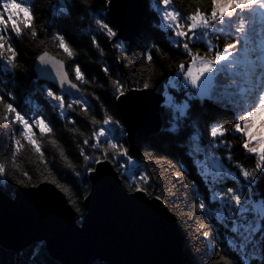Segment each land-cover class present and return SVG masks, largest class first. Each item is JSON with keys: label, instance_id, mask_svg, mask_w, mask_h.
I'll use <instances>...</instances> for the list:
<instances>
[{"label": "snow or ice", "instance_id": "snow-or-ice-1", "mask_svg": "<svg viewBox=\"0 0 264 264\" xmlns=\"http://www.w3.org/2000/svg\"><path fill=\"white\" fill-rule=\"evenodd\" d=\"M84 4H88V0H82ZM108 7L107 9H94L100 13L101 18L95 19L96 28L95 34H90V39L94 48L101 55H104V49L101 47L98 36H103L112 48L122 55L117 57L120 63H124L127 59L123 54L127 52L128 45L123 37L121 24L115 18V15L108 16L107 12L112 11L114 14L118 11L119 0H101ZM165 7L169 5V0H162ZM3 12H0V26L7 28L8 23H11L12 32L19 35L22 31L20 23L31 29L32 16L29 7L22 6L16 0H5L0 4ZM61 11L67 13V8ZM23 14V20L18 22L16 16ZM5 15L7 19H5ZM258 18V19H257ZM181 20H186V24H180ZM163 25L165 29L172 32L176 39L171 40L172 47L179 50L184 57L173 70L171 79H169V87L180 91L186 90L187 96L177 102L174 95L164 92V103L160 106L162 111L161 118H167L171 127L164 133L162 139L170 138L171 134L179 136L182 132L191 129L188 133V139L192 142L191 150L187 153L193 157L195 166L200 169L199 174L207 182L211 177V183L208 185L212 189V200L230 202L235 209L240 210V215L244 220H248L246 213H253V218L259 216L260 220H264V208L256 205L253 200L252 188L259 180H264V121L256 123L255 117L264 109V0H211L210 13L197 12L191 16L185 17L179 10L171 12L165 10L163 12ZM209 33L218 34L220 37H229V40L224 43L222 48H217L213 45L212 40L206 39ZM32 35L35 37L37 33L32 30ZM53 39L57 41L58 49L66 54L67 58L72 60L71 63L65 64L64 60H56L49 56L47 51L38 53L37 60L40 66L41 76L45 79H51L57 83L62 94L57 95L51 87L43 89V95L50 102H55V107L59 110L60 116H67L65 111V95L72 97L81 92V88L77 83H73L69 79L71 72L74 79L79 84L87 85L89 80L85 76V71H82L81 66L74 61V50L66 43L62 33L57 32ZM137 43L142 42V34L136 37ZM10 38L5 34H0V55L3 54L5 48L11 53L7 57V62L13 68L16 67L15 60L17 53L11 47ZM41 44L44 41L40 42ZM203 45L204 52L194 51L196 46ZM156 47L153 44H148L147 50L144 51V60L150 61L152 49ZM209 53L211 56L209 57ZM166 58V57H165ZM103 73L109 78V104L119 102L122 106H133L138 100L132 93H143L153 87L150 78L141 80L126 79L121 76L113 77L112 72L106 65L102 66ZM103 88L104 85H99ZM247 92L250 98V103L245 107L238 102V97ZM15 101L14 92H5L0 89V107L3 110L2 119L17 126L20 135L29 144L33 145L36 152H40L39 146L33 139L32 126L35 124L40 133L51 132L52 129L46 123L44 116L37 114L30 116L23 109H18L15 103L4 102V96ZM97 101L99 96H95ZM190 101H197L203 108L205 105L208 108L202 115L208 114V109L215 106L221 111L234 113L232 116L231 129L224 126L219 115L213 116L208 120L206 125L209 136V143L205 146L201 143L202 132L199 127L202 116L192 114V105ZM73 104L80 105L86 112L90 106V102L80 95L76 99L70 100L67 108L71 109ZM103 106V102H102ZM169 110V111H164ZM243 115H238L239 112ZM32 120V124L29 121ZM70 123H75V119L69 117ZM99 121L93 118V124ZM103 125L108 128L101 127L99 131L93 133L94 143L90 145L95 151H100L101 138L106 147L103 148L99 156L84 155V149L81 148V155L87 162L82 172H76L75 175L81 179L78 181L80 185L84 183V177L90 173H95V176H90L89 179H100L103 176V169H97L95 165H102L105 162L113 163L116 166L117 172L122 174V177L129 183L125 187L129 192L145 193L159 200L162 203H167L172 206L174 214H179L180 219L187 225L191 226L194 215L203 217L197 222V232L204 238H209L210 230L208 226V213L204 199H201V194L197 192L193 198L196 202L191 206L188 205L187 189L195 187L192 180L188 178L185 170L171 171L168 169L176 166L163 157L157 159L158 154L154 151H149L152 146L151 142L144 145L143 155L139 157L140 161L147 160L153 171H149V165L136 163L131 167L127 165L132 162L133 157L130 155L129 147L125 146L130 142L131 128L126 127L121 119L114 118L108 114L107 109L104 110ZM14 127L8 130L9 142L13 149L20 146V141L16 139ZM107 132V134H106ZM229 136L241 139L239 151H244L246 159L254 160V167L249 170L244 164L235 161L233 148L230 143ZM84 145H89V140L83 141ZM217 150H223L225 156L221 159L215 155ZM203 155V161L197 158L198 155ZM121 158L124 159V164L120 163ZM212 161V167H207L208 161ZM154 161V163H153ZM157 164L166 165L156 169ZM235 170H238L239 175ZM28 174L25 173V176ZM0 176H6L5 168L0 165ZM239 176H242L243 181L238 188L227 187L226 190L217 191L216 188L225 184L226 181H239ZM51 183L56 185V188L66 195L69 189L64 187L59 181L52 180ZM247 188L249 196L244 197V189ZM161 190V195H155V191ZM173 197V199H169ZM87 199V196H85ZM75 205V200L71 201ZM242 203L252 205V207H241ZM183 208H188L187 212ZM199 210V211H196ZM79 212V208H76ZM215 219L221 223L224 222V212L217 210L212 213ZM236 211H231L230 219L235 218ZM244 227L245 232L251 229V235L245 237L251 242L252 236L261 230V224L257 221L256 227L252 228V221L247 224L237 223L232 227L231 231L239 233L240 228ZM215 243V239H212ZM228 244L233 249L236 248L235 240L229 239ZM246 248L245 244L240 245V250ZM219 248H217V252ZM243 259V257H242ZM219 261L222 264H231L230 258L221 255ZM25 264H49L47 252L43 243H36L31 252L28 253ZM244 264H248L245 260Z\"/></svg>", "mask_w": 264, "mask_h": 264}, {"label": "trees", "instance_id": "trees-1", "mask_svg": "<svg viewBox=\"0 0 264 264\" xmlns=\"http://www.w3.org/2000/svg\"><path fill=\"white\" fill-rule=\"evenodd\" d=\"M4 2L5 0H0V4ZM16 2L31 9L34 17L31 29L35 30L37 35L34 37L32 30L23 23H20L22 31L19 35L12 32L11 23H8L6 29L0 26V34H5L10 38L11 47L17 53L15 68L7 62V57L11 54L7 51V47L0 55V89L15 94V101L5 95L4 102L15 103L18 109H23L30 116H36L37 114L44 116L52 131L42 134L38 127L33 124V139L41 150L38 153L33 145L23 139L17 126L11 125L2 119L4 113L2 107H0V165L4 166L6 173V176H0V190L12 196L14 190L18 187L35 186L44 181H59L69 189L67 195L64 192L63 194L75 210L77 220L80 221L83 214V201L90 191L87 176L84 177L83 185H80L78 181L81 178L75 175L76 172L83 173L87 163L80 150L81 148L84 149V155L99 156L103 148L106 147L103 144V138H101L102 147L100 151H95L90 147L94 143L93 133L99 131L101 127L105 130L108 128L107 125H103L105 109H107L109 115L120 119L117 102L114 104L108 103L110 82L109 78L103 73L102 66H108L113 77L119 75L131 80L150 78L153 85L152 90L171 91L178 102L184 100L187 93L182 92L183 90L171 89L168 81L171 79L176 65L184 57L179 50L172 47L169 37L172 40L176 39L174 34L162 27L164 22L160 15L162 9L165 8L162 0H146L148 6L146 16L140 24L137 34L130 42H126L128 49L123 54L127 57L124 63H120L117 59L122 54L112 48L103 36H98L97 39L100 40L101 47L104 49V55H101L92 45L90 34H95V19L101 18L100 13L94 11V9H107V5L102 3L101 0H88V4H84L82 0H16ZM64 8L69 11L67 13L61 11ZM167 8L170 11L179 10L185 17L197 12L210 13L211 0H169ZM0 12H3L2 8H0ZM4 18L7 19L6 15ZM16 20L18 22L22 21L23 14H18ZM57 32L64 35L66 43L74 50V53H76L74 61L81 66L82 71H85V76L89 80L87 85L79 84L74 79L73 74L69 73L70 79L78 84L81 92L78 96L69 97L65 95V111L68 115L64 117L60 116L59 110L55 107V102H50L49 99L45 98L43 89L51 87L57 95H61V92L54 84L38 79L34 70L37 55L42 51H47L60 60H64L66 65L72 62L62 50L58 49V42L53 39ZM138 34H142L141 43H137L136 37ZM207 38L212 40L213 45L217 48H222L224 43L229 40V37H220L218 34L213 33H209ZM41 41H44V43L41 44ZM148 44L156 45L160 49L159 52L156 47L152 49L150 53L152 59L150 61L143 58ZM204 50L203 45L194 48V51H200L201 54ZM210 56L211 53H209ZM99 85H104V87L100 88ZM80 95H83L90 102L87 111L85 112L80 105L76 104H73L71 109L67 108L70 100L76 99ZM95 96H99L100 100L97 101ZM237 99L245 107L250 103L246 91ZM190 104L192 105V114L202 116L199 125L202 132V144L207 145L209 143L210 138L206 125L213 116L219 115L222 118L223 125L231 129L234 113L221 111L213 106L208 109L207 115H202L205 109L208 108L207 105L202 108L197 101H190ZM242 114V111L238 113V115ZM69 117L75 119L74 124L69 122ZM93 118L99 123L93 124ZM162 122L164 123L162 131L143 141L141 156L144 152V145L151 142L152 146L149 151L156 152L158 154L157 159L163 157L176 166L168 169L169 172L185 170L188 178L195 184V187H189L186 190L188 205L191 206L196 202L193 198L199 192L201 199H204L206 203L204 211L209 214L207 230H210V236L204 238L198 234L196 228L197 222L202 219L203 214L201 216L194 215L192 225L189 226L180 219L178 213L174 214L171 205L165 203L177 221L184 250L188 254L191 264H222L219 261L221 255L230 258L231 264H244L245 260L248 261V264H264V220H260L258 215L254 219L253 213L249 212L248 221L244 222L240 210L235 209L230 202L222 203L219 200H212V189L208 187L211 178L209 177L206 182L199 174L200 169L195 166L193 157L187 154L192 147V142L188 139V133L191 129L182 132L179 136L171 134L170 138L162 139L164 133L171 127L167 118H163ZM29 123L32 124V120ZM14 127L17 128L15 137L20 141V146L15 149L12 148L7 134L8 130ZM85 139L89 140V145L83 144ZM229 140L235 146L233 148L235 161H239L251 170L255 162L252 159H246L245 152L238 150L242 142L241 139L229 136ZM216 153L222 157L225 156L223 150H217ZM197 158L201 159V156L198 155ZM120 163L124 164L123 158H121ZM136 163L149 165L148 170L153 171L147 160L133 159L127 166L131 167L132 164ZM114 167L116 169L115 165ZM161 167H166V165H156V169ZM235 171L239 175L238 170ZM25 173L28 175L25 176ZM119 175L123 187L127 190L125 184L130 181L124 179L121 173ZM239 178V181H226L224 185L215 190H226L227 187L238 188L240 183H246L243 181L242 176H239ZM252 193H254L253 199L264 201V180H259L253 186ZM154 194L161 195V190L155 191ZM243 196H249L247 188L244 189ZM169 199H173V197H169ZM72 200H75V205L71 202ZM242 204L247 205L246 203ZM247 206L252 207V205ZM76 208H79V212L76 211ZM188 210V208H183L184 212ZM217 210H225L229 213L224 216L223 223L217 221L212 215ZM231 211H236L235 218H229ZM249 221H252V228L256 227L257 221L261 224V230L252 236L251 242L245 239V237L251 235V229L245 232L244 227H241L239 233L231 231L237 223L243 225ZM212 239H215V243L211 242ZM229 239L235 240V249L228 244ZM241 244L246 245L243 252L240 250ZM35 245L36 243H31L20 250H10L0 244V264H25L28 253ZM217 248H219L218 252ZM46 252L49 264H61L50 256L47 249ZM93 264L108 263L95 261Z\"/></svg>", "mask_w": 264, "mask_h": 264}, {"label": "water", "instance_id": "water-1", "mask_svg": "<svg viewBox=\"0 0 264 264\" xmlns=\"http://www.w3.org/2000/svg\"><path fill=\"white\" fill-rule=\"evenodd\" d=\"M146 13V0H119L118 11L107 15H115L122 38L130 42ZM34 70L40 80L60 90L57 83L41 76L37 59ZM132 95L138 100L135 105H117L121 122L132 130L127 144L130 155L139 160L143 141L164 128L160 106L165 97L164 91L152 89ZM94 167L102 168L103 176L95 180L89 179L95 173L87 176L90 191L80 221L63 192L51 182L18 187L12 196L0 190V244L20 250L31 243H44L61 264H191L167 205L145 193L126 190L113 163Z\"/></svg>", "mask_w": 264, "mask_h": 264}, {"label": "rangeland", "instance_id": "rangeland-1", "mask_svg": "<svg viewBox=\"0 0 264 264\" xmlns=\"http://www.w3.org/2000/svg\"><path fill=\"white\" fill-rule=\"evenodd\" d=\"M155 7H157V6H155ZM165 10H167V11H169V12H171L170 10H169V8H167V7H165L164 9H162V12H161V19H162V21H163V12L165 11ZM258 19V18H257ZM164 22V21H163ZM187 23V21L186 20H181L180 21V24H186ZM206 39H208V38H206ZM180 91H182V90H180ZM165 92V91H164ZM169 92V91H168ZM182 92H186V90H183ZM187 93V92H186ZM183 101V100H182ZM178 102H181V101H178ZM243 115V114H242ZM264 121V109H262L258 114H257V116L255 117V121H256V123L258 124L260 121ZM107 134V133H106ZM202 145H205V144H202ZM206 146V145H205ZM225 153V152H224ZM215 155H217V156H219L221 159H223L224 157H222V156H220L219 154H217V153H215ZM200 156H201V161H203V155L202 154H200ZM207 167L209 168V169H211V167H212V161L211 160H209L208 161V163H207ZM211 178V177H210ZM240 179V178H239ZM254 200V203L256 204V205H258V206H260L261 208H264V201H261V200H255V199H253ZM242 208L243 207H248L247 205H244V204H242V206H241ZM246 215L249 217V214L248 213H246ZM248 220H244V222H247ZM240 222V221H239Z\"/></svg>", "mask_w": 264, "mask_h": 264}, {"label": "bare ground", "instance_id": "bare-ground-1", "mask_svg": "<svg viewBox=\"0 0 264 264\" xmlns=\"http://www.w3.org/2000/svg\"><path fill=\"white\" fill-rule=\"evenodd\" d=\"M139 27H140V26H139ZM136 34H137V32H136ZM136 34H135V35H136ZM135 35H134V36H135ZM132 39H133V38H132ZM150 137H152V136H150Z\"/></svg>", "mask_w": 264, "mask_h": 264}]
</instances>
